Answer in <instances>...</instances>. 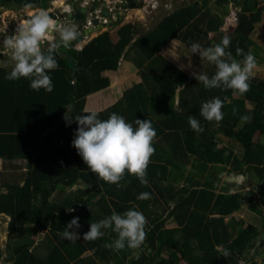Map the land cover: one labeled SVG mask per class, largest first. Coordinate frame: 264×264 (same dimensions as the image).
<instances>
[{"label": "trees", "instance_id": "16d2710c", "mask_svg": "<svg viewBox=\"0 0 264 264\" xmlns=\"http://www.w3.org/2000/svg\"><path fill=\"white\" fill-rule=\"evenodd\" d=\"M13 1L19 7H35L45 6L47 0ZM243 1V5L239 2L242 7L235 28L216 38L219 44L224 36L230 37L226 51L238 61L243 60V55H237V48L247 53L256 45L252 34L261 22L263 10L257 9L258 0ZM199 11L196 3L181 7L145 33L138 25H123L117 31L116 43L105 32L81 51L72 48L65 52L64 46H59L54 53L59 67L49 73L54 85L51 93L32 90L26 78L6 79L12 68L0 66V159L4 163L0 191L7 190L0 192V214L10 217L9 240L25 238L21 245L8 248L9 258L0 264H264V233L253 224L244 226L235 214L241 208L240 194L217 192L211 172L217 166L224 170L231 162L240 170L246 166L258 178L256 187L264 198V143L254 141L264 125V79L252 77L250 90L240 95L231 89H206L193 78L186 83L178 101L172 97L169 105L168 99L164 105L159 97V79L179 82L185 76L159 52L174 39L190 46L198 43L201 48L210 47V34H218L225 23L220 15L199 16ZM235 18L231 13L229 21ZM120 22L112 21L110 26ZM123 58L141 70L143 84L149 85L153 94L140 102L134 96L136 107L126 96L123 107L117 104L98 114L105 120L115 112L134 129L137 118L152 122L157 135L147 168V186L127 172L118 185L92 173L72 146L77 123L74 119L68 123L64 118L65 113L73 118L86 114V97L110 85L109 78L102 74L118 69ZM204 71L211 77L216 67L207 61ZM216 97L223 101L224 117L219 123L205 120L199 111L202 103ZM248 101L252 108L247 107ZM149 103L151 109L146 106ZM164 108L166 118L157 121ZM244 115H250L251 121L243 122ZM189 116L199 121L202 132L190 127ZM216 133L240 143L244 152L241 160L232 152L225 156L228 149L219 145ZM81 183L92 190L77 189L66 194L65 188L70 190ZM143 192L152 198L137 199ZM94 199L100 211L92 213L89 203ZM133 208L148 221L139 255H132L136 249L114 251L108 247L117 238L111 229H103L104 235L95 241L83 239L90 222L104 219L113 210L123 214ZM73 217H78L80 224L75 229L80 232V239L75 242L62 237ZM170 218L177 221V226L167 227ZM33 228L50 229L57 239L49 243L46 256L40 257L36 247L31 249L34 242L28 239L27 231ZM218 248L227 249L229 256L220 255ZM168 250L176 255L164 257ZM87 251L93 253L84 256ZM259 257L263 258L261 262Z\"/></svg>", "mask_w": 264, "mask_h": 264}, {"label": "clouds", "instance_id": "9594fccd", "mask_svg": "<svg viewBox=\"0 0 264 264\" xmlns=\"http://www.w3.org/2000/svg\"><path fill=\"white\" fill-rule=\"evenodd\" d=\"M235 19L238 20V18ZM104 23L107 22L104 21ZM56 32L59 33V41L53 36ZM78 37L79 32L75 24L57 25L47 11L37 10L31 14L29 19L18 24L12 35L4 39L5 46L12 53L11 58L14 65L5 78L8 80L26 78L30 80L32 90L44 89L51 93L54 85L49 73L59 67L54 52L61 45L65 48L69 47ZM46 41L48 47L42 49L41 45ZM229 45L230 37L228 36H224L219 44L206 48H201L198 43H192L191 53L198 54L201 60H206L216 67V72L211 77L203 72L199 75L195 72L192 74L206 89H231L243 95L250 90L249 81L256 67L255 56L251 51L244 53L243 49L237 48V55H243V60L238 61L226 51ZM46 50L47 55L44 54ZM222 107L223 101L218 97L213 98L202 103L199 110L200 115L207 121L219 123L224 117ZM235 112L234 108L233 113ZM85 113L74 118L65 113L64 118L68 123L74 119L78 125L72 146L82 157L88 169L109 184L118 185L127 172L129 175L136 176L142 185L147 186V168L155 152L153 141L157 135L152 122L137 118L135 121L137 127L134 129L122 115L115 112L105 120L99 118L97 111L85 110ZM251 119L250 115L241 117L243 122H250ZM188 122L194 131L204 130L194 117L189 116ZM151 198L148 192L140 193L137 197L139 200ZM69 211H74V209L70 208ZM78 221V217H73L64 227L62 232L64 239L72 242L80 239V234L75 230L80 227ZM147 224L148 221L142 212L134 208L123 214L113 210L104 219L90 222L89 230L83 234V239L95 241L104 235L103 229H111L117 234V238L112 244L107 245L108 247L114 251L124 250L125 247L136 249L145 241ZM217 251L224 257L230 254L227 249L223 248H218Z\"/></svg>", "mask_w": 264, "mask_h": 264}, {"label": "rangeland", "instance_id": "374dc122", "mask_svg": "<svg viewBox=\"0 0 264 264\" xmlns=\"http://www.w3.org/2000/svg\"><path fill=\"white\" fill-rule=\"evenodd\" d=\"M1 1L3 0H0V54L2 55L0 56V66L6 67L7 69L12 68L14 65L11 58L12 53L4 44L5 37L12 35L15 32V29L17 28L18 24H21L25 20L29 19L31 14L35 13L37 10H40L41 7H43V10L51 13L54 20L59 21V25L68 23L75 24L79 32V37L84 36L82 28L85 26L88 27L89 25H93L94 19H97L99 21V25L103 21H106L111 25L112 21L115 20V17L118 15V13H120L122 16L121 22L115 25L114 28L110 27V31L113 29L112 36L116 38V32L123 25H138L140 29H144L145 33L146 31H149L154 28L157 23L161 20V18L170 15L172 12L181 7L191 5L192 3L197 4V8L200 10L198 13L199 16L220 15L224 17L225 20L229 16H231V13H234L235 17L238 18L239 12L241 11V7L244 4L243 0H227L226 3H221L222 5L219 3L220 0H208L206 4L204 0H128L127 4L120 7V0H47L45 6L19 7L15 4L13 0L7 3H2ZM105 1L108 2L109 7H103V3ZM258 1L259 4H257V9L263 8V10L260 12L261 22L257 24L256 30L252 34V39H254L256 43V45L252 48V52L256 60V67L253 69V77H257L258 79H264V0ZM239 2H241L242 5ZM81 7H85L84 12L86 14V17L84 15L81 16L74 12L75 10L79 12ZM107 8L110 12L108 16L103 14V10ZM71 15H73L74 17L71 18ZM95 27L97 28V25H95ZM105 29H100L99 31ZM230 31H227L225 35L228 34ZM95 33L96 32H93L92 34L95 35ZM53 36L56 40L59 39L58 32H56ZM209 37L217 40L216 34L211 33ZM73 46L70 45L67 49H72ZM41 47L42 49H47V41L44 42ZM168 47L172 46L168 45ZM174 50L175 48H167L166 55L171 59V61H173L177 65H180L181 62L176 59L177 57L174 58L173 56H171L173 55ZM68 54L69 53H67V55ZM181 54L182 60H187L190 63L193 72L196 71V73L198 74H200L201 72H205L204 66L207 65V61L201 60L198 54L191 53V47L189 45H182ZM186 69L187 68L184 67V70ZM167 91L172 92L168 88ZM160 95H164L163 90H160ZM165 97L175 98V92L168 94ZM250 106L253 107V104H251ZM215 138L220 145H227L228 148L237 157L239 156V159L242 158L244 152L240 143H237L235 140L226 139L221 136L217 137V135L215 136ZM254 141L264 143V125L261 127L260 131L256 133ZM227 152L225 156L229 154ZM188 167L190 168L191 165H188ZM225 167L226 168L223 170L221 166H217L211 171L215 177L217 192L224 191L226 193H231L232 191H238L237 193H239L240 195H247L249 194V191H252L254 194H256L255 192H257V188L253 186L255 181L250 179V175H241L240 177L239 173L233 171V174L235 173L236 176H232L231 170H233V166L228 165ZM1 171L3 172V169ZM204 178L205 175L203 179ZM77 189L92 190L87 184L81 183L72 187L70 190H67L65 188V192L66 194H69L70 192L76 191ZM250 195H252V193H250ZM52 198L53 197H51V201H54V198ZM253 198V201L251 199H244L242 207L239 211H237L236 215L240 217L242 216L244 224L256 225L261 230V232L264 233V201L262 199L255 198V196H253ZM256 205L258 207H256ZM89 209L92 213L100 211L99 205L97 204V199L90 201ZM256 209L260 211L255 212L257 211ZM9 220V216L0 214V250L2 252V259L0 260V263H2L5 259L9 258L8 248L17 247L18 245H21L25 242V238L16 239L14 241L9 240ZM166 225L169 228L175 227L177 226V221L174 218H170ZM78 233L80 234V232ZM27 237L30 241L34 242L31 249H34L35 247L38 248V253L40 257L46 256L48 253L49 243L52 240H57L50 229L42 228H33L32 230L28 229ZM259 246L262 247V244L260 242ZM141 249L142 245L136 248V250L133 251L132 255H139L142 251ZM92 253L93 251H87L84 256H90ZM175 255L176 253L170 250H168L167 253L163 254V256L167 258H173ZM262 259H260L259 257V262H261ZM180 264L186 263L180 262Z\"/></svg>", "mask_w": 264, "mask_h": 264}, {"label": "crops", "instance_id": "0c3cea01", "mask_svg": "<svg viewBox=\"0 0 264 264\" xmlns=\"http://www.w3.org/2000/svg\"><path fill=\"white\" fill-rule=\"evenodd\" d=\"M110 29H105V30H101V31H98V32L94 31V32H96L95 35L91 34V36H89V37L85 35L84 37H82L81 41L77 40L75 43L73 42L74 43L73 48L77 49L78 51H81L85 47V45H87L94 37H97L98 35H101V34H103L105 32H108L110 34V38H111L112 42L116 43L118 41V36H116V38H114L112 36L113 29L111 31H110ZM100 32H103V33H100ZM116 35H117V32H116ZM216 36L219 37L220 35L216 34ZM213 41H216V40L213 39L211 41V45H212ZM183 44L188 46L187 43H185L183 41H180L179 39H174L171 42H169L159 52V55L163 56L165 59H167L168 61H170L174 65H176L178 68H180L185 73L184 78L181 81H179V82H174V81L165 80V79H159L157 81L158 82L157 85H158L159 91L163 90L165 96L175 92V98H176L177 101L179 100V97L181 95V91L184 89L186 83H188L191 79H193L195 77L192 74L193 71H192V66L190 65V63L187 60H182L181 52H182V45ZM168 45H171L172 47H168ZM167 48H175V50L173 52V55H171V56H173L174 58L177 57L176 59L181 62L180 65H177L176 63L171 61V59L169 57H167V55H166V49ZM184 67H186L187 69L184 70ZM195 73H196V71H195ZM196 74L199 75L198 73H196ZM102 75H103V77L109 78L110 85L107 88L101 89V90H99V91H97L95 93H92V94L88 95L86 97L84 111L85 110H94V111H97L99 114H101L102 112L106 111L107 109H109L111 107L116 106L117 104H118L117 106L120 105V107H123L122 104L127 102V98L128 97H130V99H131V105L136 107V103L134 101V96H137V98H138L137 102L138 101L140 102V100L146 99L147 96L153 94V89H151L149 85H144L143 84V78L141 76V70L138 69L131 61H128V60H126L124 58L122 59V61H120L118 69H116V70H106V71L103 72ZM141 87H143L142 91H140ZM167 88L169 90H171L172 92L167 91ZM164 95H160L159 94V97L163 99L164 105L166 104V99H168V104L167 105H169L170 98H172V97H165ZM126 96H127V98H126ZM251 104L252 103H250L248 101L247 102V107L252 108L250 106ZM146 106L149 109L150 108L149 107L150 103H149V105L147 104ZM120 109H122V108H120ZM133 109L136 110V108H133ZM143 109H144V107H143ZM162 110H163L164 114H162V116H161V114L159 113L160 114L159 118L156 117L157 121H160L161 119L163 120V119L166 118V108H164ZM140 111H142V110L140 109ZM169 112H170V109H168L167 116H169ZM216 135H217V137L221 136V137H224L226 139H231L229 137L224 136L221 133H216ZM237 143H239V142H237ZM224 147H227V149H228L227 153L232 152L228 148L227 145H225ZM233 155H234L235 158L239 159V156L237 157L234 153H233ZM3 165H4L3 160L0 159V183H1V174H2L1 170L3 169ZM228 165H232L233 166V170H231L232 176H236L235 173L233 174V171H236L237 173H239L240 177H241V175L242 176L243 175L244 176L250 175L251 176L250 179L255 181L253 186L256 187L257 185H259V184H257L258 181H259L258 178L254 175V173L252 171H250V170L248 171L246 166L243 167V170H240V169L235 168V164L232 163V162L230 164H228ZM6 191H7L6 189H3L0 192H6ZM256 191H257V192H255L256 194H254L252 191H249V194L240 195V197H241V199H251L253 201V199H254L253 196H255V198H259V199H262L264 201V198L261 196V193L259 192L258 188L256 189ZM237 192L238 191H232L231 193L234 194V193H237ZM250 193H252V195H250ZM243 202L244 201H241V207H242V203ZM255 212H258V210L255 211ZM235 214H237V212ZM3 215H5V214H3ZM214 217H219V215H214ZM240 218L243 220L242 216ZM228 222H226L227 225H230V223H228ZM247 225L244 224V226H247ZM260 259H262V258L260 257ZM242 264H244V263H242Z\"/></svg>", "mask_w": 264, "mask_h": 264}, {"label": "water", "instance_id": "95a60500", "mask_svg": "<svg viewBox=\"0 0 264 264\" xmlns=\"http://www.w3.org/2000/svg\"><path fill=\"white\" fill-rule=\"evenodd\" d=\"M108 6V2H104L103 3V7H107ZM109 7V6H108ZM85 10H84V8L82 7L81 8V13L86 17V14H85V12H84ZM109 10H108V8L107 9H104L103 10V14L104 15H106V16H108L109 15ZM73 15H71V18H73L72 17ZM115 20H116V18H115ZM93 25L92 26H88V27H83L82 28V30H83V34L84 35H86V36H91V34L94 32V31H97V29H104V28H109L110 27V23H104V21L103 22H101L100 23V25H99V21L97 20V19H94L93 20ZM56 24L57 25H59V21H56ZM236 24H237V19H235L234 21H232V22H230L229 21V19H227L226 21H225V23H224V25L219 29V31H218V34L219 35H223V34H225V33H227V31H230V30H232V29H234L235 28V26H236ZM95 25H97V28L95 27ZM55 33H53V35H54ZM78 40L79 41H81L82 40V37H79L78 38ZM216 43V41H213L212 42V45H214ZM62 50L63 51H67L68 49L67 48H62ZM56 51V50H55ZM55 53V52H54ZM45 55H47L48 53H47V50L45 51V53H44ZM72 61V57H70L69 58V62H71ZM241 201H244V199H241Z\"/></svg>", "mask_w": 264, "mask_h": 264}, {"label": "flooded vegetation", "instance_id": "af4514ba", "mask_svg": "<svg viewBox=\"0 0 264 264\" xmlns=\"http://www.w3.org/2000/svg\"><path fill=\"white\" fill-rule=\"evenodd\" d=\"M125 4H127V1H125V0H120V3H119V6L121 7V6H123V5H125ZM118 5V4H117ZM41 9H43V7H41ZM76 14H79L80 15V13L78 12V11H74ZM80 12H81V9H80ZM49 13V12H48ZM49 15L53 18V16H52V14L51 13H49ZM81 16H82V14H81ZM72 17H74V16H72ZM54 19V18H53ZM119 20H122V16H121V14L120 13H118V15L116 16V20H113V21H115V23L117 22V21H119ZM56 21V20H55ZM111 28H114L113 26H111ZM0 56H2L1 54H0ZM264 220V219H263Z\"/></svg>", "mask_w": 264, "mask_h": 264}, {"label": "bare ground", "instance_id": "6f19581e", "mask_svg": "<svg viewBox=\"0 0 264 264\" xmlns=\"http://www.w3.org/2000/svg\"><path fill=\"white\" fill-rule=\"evenodd\" d=\"M232 21H234L233 19L232 20H230V22H232Z\"/></svg>", "mask_w": 264, "mask_h": 264}]
</instances>
